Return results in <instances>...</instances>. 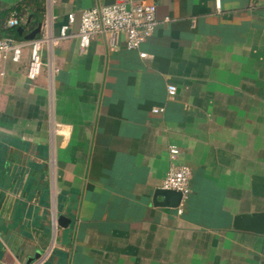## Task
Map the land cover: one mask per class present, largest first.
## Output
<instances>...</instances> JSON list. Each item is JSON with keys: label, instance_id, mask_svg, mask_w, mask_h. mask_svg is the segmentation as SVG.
<instances>
[{"label": "crops", "instance_id": "obj_1", "mask_svg": "<svg viewBox=\"0 0 264 264\" xmlns=\"http://www.w3.org/2000/svg\"><path fill=\"white\" fill-rule=\"evenodd\" d=\"M39 1L0 0V37L38 38ZM117 1L53 0L68 37L35 81L29 50L0 62V264H264V234L233 225L264 212V0H149L147 58L124 35L82 51V13ZM174 163L191 192L168 208Z\"/></svg>", "mask_w": 264, "mask_h": 264}, {"label": "built area", "instance_id": "obj_2", "mask_svg": "<svg viewBox=\"0 0 264 264\" xmlns=\"http://www.w3.org/2000/svg\"><path fill=\"white\" fill-rule=\"evenodd\" d=\"M53 0L47 1L41 25V35L36 39L15 41L10 38L0 37V62L11 60L20 63L26 51L29 50V62L27 65L26 77L29 81H35L42 73L45 65L43 50L51 47L58 39L68 37V26L61 28L59 36L53 33L54 17L51 14L50 6ZM8 25L16 26L21 22V17L16 11L9 13ZM169 19L166 18L165 22ZM69 22L74 23L75 17L69 16ZM160 21L157 18V4L149 0H118L111 5H101L85 10L81 15L78 38L80 49L84 51L91 42L100 34L109 35V44L116 46L121 35L125 36L126 49L139 51L142 58H147L148 53L142 51V46L152 36ZM170 96H174L177 88L169 86ZM164 109H154V113H161ZM179 149L176 146L170 147V158L176 160ZM191 168L186 165L172 164L166 178L163 181V189L175 190L182 193V203L189 197L191 192ZM181 203V205H182ZM180 213L182 210H179ZM49 254V253H48ZM48 254L44 260L47 259ZM40 261V264L43 261Z\"/></svg>", "mask_w": 264, "mask_h": 264}, {"label": "water", "instance_id": "obj_3", "mask_svg": "<svg viewBox=\"0 0 264 264\" xmlns=\"http://www.w3.org/2000/svg\"><path fill=\"white\" fill-rule=\"evenodd\" d=\"M19 32L23 33L22 30ZM37 32L38 30L29 35L27 39H35ZM158 197H163L164 200L158 201ZM154 203L163 207L178 208L182 203V193L175 190L158 189L155 192ZM60 223L63 224L62 219ZM233 225L238 230L264 234V212L238 215Z\"/></svg>", "mask_w": 264, "mask_h": 264}, {"label": "trees", "instance_id": "obj_4", "mask_svg": "<svg viewBox=\"0 0 264 264\" xmlns=\"http://www.w3.org/2000/svg\"><path fill=\"white\" fill-rule=\"evenodd\" d=\"M35 1H36V0H26V2L24 3V4H25L24 6H25V7H29V8H31L32 5H34ZM38 9H39V11H40L41 13L44 12V10H45L44 0H40V1H39V8H38ZM16 12L18 13V16H19V17L22 16L21 13H20L18 10H16ZM22 14H23V13H22ZM18 40L23 41L22 38H21V39L18 38Z\"/></svg>", "mask_w": 264, "mask_h": 264}]
</instances>
